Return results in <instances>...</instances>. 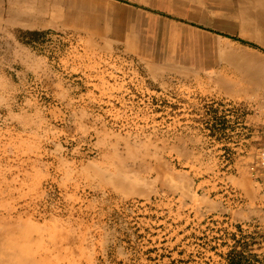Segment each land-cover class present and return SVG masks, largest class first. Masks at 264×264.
Returning <instances> with one entry per match:
<instances>
[{
    "label": "rangeland",
    "instance_id": "374dc122",
    "mask_svg": "<svg viewBox=\"0 0 264 264\" xmlns=\"http://www.w3.org/2000/svg\"><path fill=\"white\" fill-rule=\"evenodd\" d=\"M241 26L221 0H0V253L264 264V46Z\"/></svg>",
    "mask_w": 264,
    "mask_h": 264
},
{
    "label": "bare ground",
    "instance_id": "6f19581e",
    "mask_svg": "<svg viewBox=\"0 0 264 264\" xmlns=\"http://www.w3.org/2000/svg\"><path fill=\"white\" fill-rule=\"evenodd\" d=\"M221 1L225 3L226 7L230 8L231 6L232 13L236 16V18L240 21L242 25L241 26L242 31L246 32L249 37L253 38L262 46H264V0H221ZM194 20L195 19H192V17L190 18V21L195 22ZM244 56L246 59L244 63L248 69H253L257 67V66L254 67V65L255 64L258 65L260 62V60L254 57L252 54H245ZM219 81H221V79H219ZM0 256H2V258H0L1 261L5 264L7 262L23 264V262H21L18 258H16L12 253H9L8 255L7 254L3 255L2 253H0Z\"/></svg>",
    "mask_w": 264,
    "mask_h": 264
},
{
    "label": "built area",
    "instance_id": "2783aa9c",
    "mask_svg": "<svg viewBox=\"0 0 264 264\" xmlns=\"http://www.w3.org/2000/svg\"><path fill=\"white\" fill-rule=\"evenodd\" d=\"M257 162L259 165V171L261 175L264 176V147L260 149L259 155L257 157Z\"/></svg>",
    "mask_w": 264,
    "mask_h": 264
}]
</instances>
